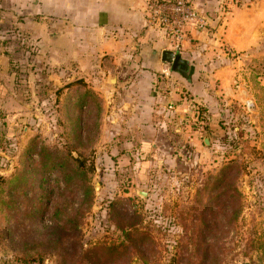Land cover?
<instances>
[{"label":"rangeland","instance_id":"obj_1","mask_svg":"<svg viewBox=\"0 0 264 264\" xmlns=\"http://www.w3.org/2000/svg\"><path fill=\"white\" fill-rule=\"evenodd\" d=\"M2 43L0 264H264V70L255 61L243 73L258 112L222 102L210 118L203 110V130L192 114L186 124L201 134L190 143L173 131L112 133L91 82L60 79L46 48L10 53ZM173 75L167 67L163 81L177 86ZM179 87L191 95L184 78ZM85 90L93 96L78 110Z\"/></svg>","mask_w":264,"mask_h":264},{"label":"crops","instance_id":"obj_2","mask_svg":"<svg viewBox=\"0 0 264 264\" xmlns=\"http://www.w3.org/2000/svg\"><path fill=\"white\" fill-rule=\"evenodd\" d=\"M147 1L0 0L1 49L20 53L46 48L60 79L91 82L101 92L102 108L110 110L104 119L112 133L158 139L173 131L180 134L176 139L196 143L201 133L185 121L192 107L206 110L210 118L222 102L256 104L243 71L251 61L264 70V0H190L205 25L185 32L178 54L188 66L189 79L173 73L177 86L163 81L169 66L161 63V52L170 47L147 24ZM11 39L33 42L24 46ZM262 74L258 86L264 88ZM181 78L191 92L188 97L181 94ZM152 147L163 148L155 140Z\"/></svg>","mask_w":264,"mask_h":264},{"label":"built area","instance_id":"obj_3","mask_svg":"<svg viewBox=\"0 0 264 264\" xmlns=\"http://www.w3.org/2000/svg\"><path fill=\"white\" fill-rule=\"evenodd\" d=\"M145 16L147 24L161 33L170 50L175 53L182 50L188 28H202L205 25V19L198 14L190 0H148ZM192 109L198 129L203 130L205 113L199 107Z\"/></svg>","mask_w":264,"mask_h":264},{"label":"water","instance_id":"obj_4","mask_svg":"<svg viewBox=\"0 0 264 264\" xmlns=\"http://www.w3.org/2000/svg\"><path fill=\"white\" fill-rule=\"evenodd\" d=\"M161 63L169 66L172 73H177L189 79V69L188 66L184 63L178 53L173 52L172 50H163L160 57ZM110 83V82H109ZM248 109H252L254 106L250 102L245 103Z\"/></svg>","mask_w":264,"mask_h":264},{"label":"trees","instance_id":"obj_5","mask_svg":"<svg viewBox=\"0 0 264 264\" xmlns=\"http://www.w3.org/2000/svg\"><path fill=\"white\" fill-rule=\"evenodd\" d=\"M79 84V83H78ZM92 95L89 91L85 90L83 94H78V97H76L75 101L74 102H77L79 105L77 106L78 107V110L81 109V107H85L88 103V98L89 96ZM93 96V95H92ZM76 104V103H74ZM72 109V108H71ZM80 124V122H78ZM77 121H75V123L73 124V127H74V130L73 132L75 133H80L78 129V124ZM82 134V133H81ZM234 164V163H233ZM231 165L232 166V169H234V165ZM139 235V234H138ZM143 236V235H141ZM143 238V237H142Z\"/></svg>","mask_w":264,"mask_h":264}]
</instances>
